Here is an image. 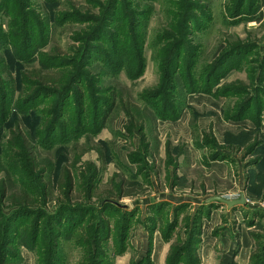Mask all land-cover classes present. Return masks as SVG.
<instances>
[{
	"label": "rangeland",
	"instance_id": "374dc122",
	"mask_svg": "<svg viewBox=\"0 0 264 264\" xmlns=\"http://www.w3.org/2000/svg\"><path fill=\"white\" fill-rule=\"evenodd\" d=\"M237 1L0 0V213L29 212L13 217L0 264H86L98 245L104 264H155L156 236L165 264L187 240L201 264L224 233L238 249L219 264H237L242 233L248 264L264 260V0L232 16ZM130 49L137 70L122 66ZM229 50L236 62L216 68ZM241 195L242 224L237 207L206 208ZM159 198L189 200L167 240L175 206ZM106 201L134 210L122 255L92 232L120 236L118 214L91 212L75 228Z\"/></svg>",
	"mask_w": 264,
	"mask_h": 264
},
{
	"label": "trees",
	"instance_id": "16d2710c",
	"mask_svg": "<svg viewBox=\"0 0 264 264\" xmlns=\"http://www.w3.org/2000/svg\"><path fill=\"white\" fill-rule=\"evenodd\" d=\"M247 7L253 8V5L250 4V2H248V4H247V0H239V1L236 2L235 6H234L235 10L234 11H229V14L232 15V16H236V15H238L240 13H243L244 9H246ZM24 27L29 29L30 37L32 39V29H31L32 23H28ZM20 46H21V44L17 43L15 45V49H17V47L20 48ZM134 50L135 49H130L132 55H127L125 57V59H123L122 66H126L127 65V67L129 69H131L132 68L131 64L133 62L135 64V68H133V70L134 69L137 70V68L141 65V60H138L137 63L133 61ZM177 52L178 53L176 54L175 58H177V56L179 58L182 57V55L179 53L178 49H177ZM233 56H236L235 50L226 51L222 55L221 59L218 61L217 65H215V67L216 68L218 67L220 69H223V68L226 69L225 67H227L230 63L234 64L236 62V61L235 62L234 61L233 62L229 61V64H228V62L226 61L227 59H229V58H231ZM120 66H121V64H120ZM43 83L44 84H52V83H49V82H43ZM54 85L55 84H53V86ZM66 91L70 92L71 90L67 89ZM41 95L42 94H37V96H35V98L38 99L39 97H41ZM58 95H59V93H58ZM157 96L159 97L160 94H157ZM150 101L154 102L155 99L151 98ZM246 103H248V102H246ZM243 106H245V105H243ZM243 106H241V107L243 108ZM239 109H241V108H239ZM251 109H252V107L250 105L245 107L244 109H242L241 110L243 112L242 117L244 118V117L249 116L250 115L249 111H251ZM167 110L168 109L165 108V106L162 107V111H164L165 113H168ZM163 204L164 203H161V204L158 205L157 209H159V210L155 211L156 208H154L152 210L157 212L158 214H160V209L163 207ZM213 205L218 206L220 204H218V203L206 204V208H210V207L213 208ZM187 206L188 205L182 204V205H178V206L174 207V216H173L172 222L168 219V221L166 222L165 227L162 230L163 237L166 240L171 237V235H172V233L174 231L177 230L179 212L182 209L184 210V208H186ZM80 209H82V208H80ZM24 211H28V210L18 209V210L13 211L10 216H5L4 214L0 213V219H3V222L1 224L2 233L0 232V255H1L2 247L5 245L6 240L8 238L7 233L9 231V229H10L11 223L14 222L13 217L16 218L18 216H28L29 212L25 213ZM97 211H104L105 214L109 213V215L118 214V216L121 218V220L123 219L121 222H117L118 224L121 225L120 236L117 235V230L116 229H110V228H108V226L107 227L105 226V230H103V228L101 227L100 224H97L96 226L93 227L95 229V231L92 230V232L95 233L94 234L95 235L94 236L95 239L103 238V236L101 234H103V232H104L105 233L104 238H103L104 240L101 241V244L103 242L105 243L106 241H108V239H112L113 242H114V245H115V250H114L115 255H122L127 250L128 237H129V233H130V230H131V227H132V224H133L132 221H133V216H134V214H133L134 210L130 211L127 208L124 209V208H121V207L117 206V204H115L113 202L106 201V202H104L102 204V207L100 208V210L96 209L95 207L86 208L85 216L83 218H81V220H83L82 224H79V225L75 226V228H78V229L82 230L85 227V225H87L88 220H86V218L88 217V215L91 212H94V214H95V212L98 213ZM125 211H129L130 214L126 215ZM203 212H205V211L203 210ZM203 216H205V213H202V217ZM155 219L156 218L154 216H152V219H151L152 223L154 222ZM84 220H86V221H84ZM100 223H101V221H100ZM114 230H116L115 233H114ZM186 244L187 245H184L182 247H177V248L174 249L173 256L171 257V260H170V262H168V264H197L196 261H195V258H192V257L189 258V256H188L189 248H192L194 243H192V244L190 243L189 244V242L187 240ZM28 247H30V245H28ZM101 247L102 246L98 245L96 247V249H95L96 252L95 251H94V253L91 252V259L86 264H104L105 263L104 262L105 261L104 258H106V252ZM89 251H91V249ZM260 253L261 254L264 253V248H263V250ZM252 257H253V255H252ZM259 264H264V260L261 259Z\"/></svg>",
	"mask_w": 264,
	"mask_h": 264
},
{
	"label": "crops",
	"instance_id": "0c3cea01",
	"mask_svg": "<svg viewBox=\"0 0 264 264\" xmlns=\"http://www.w3.org/2000/svg\"><path fill=\"white\" fill-rule=\"evenodd\" d=\"M228 197H230L231 199H237L234 196L233 197L228 196ZM154 200L156 202L170 201L171 204H173L175 207L189 201V200H177V199L171 200L169 198H159V199H154ZM189 203L190 205L195 204V202L193 201ZM218 206H219V209L216 210L214 216L218 215V213L219 212L221 213L223 210L226 213H230L232 209L238 208L235 211L236 218L239 221V224L240 223L242 224L244 219H243L242 211L239 208L240 206H237V208L236 207L228 208L227 206H223V205H218ZM225 207L228 209L227 211L224 209ZM143 232L145 231H142V234H141L142 236L139 237L140 240L137 241L138 247H141V246L145 247L148 244V239H147L148 235ZM234 241L235 240L232 238L231 234L229 233L221 234L219 238V246L216 248V250L217 249L220 250V253L215 252L214 250H208V251L204 250L205 252L202 251L201 252V256H202L201 264H219L220 260L223 257H225L226 259L225 263H227L229 259H231L234 251L238 249L236 247L237 243ZM140 249H143V252L139 251L137 259L144 256V248H140ZM252 249H253L252 240L249 238L247 233H242L241 238H240V246L238 250V255L236 256V263L237 264H248L249 256L251 254ZM167 252H168V245L164 243V241L161 239L160 236H156L154 239V250H153L154 263L155 264H165V258H166Z\"/></svg>",
	"mask_w": 264,
	"mask_h": 264
},
{
	"label": "water",
	"instance_id": "95a60500",
	"mask_svg": "<svg viewBox=\"0 0 264 264\" xmlns=\"http://www.w3.org/2000/svg\"><path fill=\"white\" fill-rule=\"evenodd\" d=\"M207 204L210 203H218L223 206H227L228 208H233L237 206H242L246 203V199L244 195H241L239 199H229L224 196H215L206 201ZM117 206L124 208L125 206L117 204Z\"/></svg>",
	"mask_w": 264,
	"mask_h": 264
},
{
	"label": "built area",
	"instance_id": "2783aa9c",
	"mask_svg": "<svg viewBox=\"0 0 264 264\" xmlns=\"http://www.w3.org/2000/svg\"><path fill=\"white\" fill-rule=\"evenodd\" d=\"M227 198L231 199L230 197H227ZM263 208H264V207H263Z\"/></svg>",
	"mask_w": 264,
	"mask_h": 264
}]
</instances>
